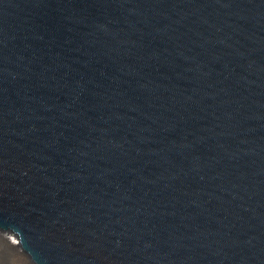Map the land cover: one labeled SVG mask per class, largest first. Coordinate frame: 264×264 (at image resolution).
<instances>
[{"label": "water", "instance_id": "water-1", "mask_svg": "<svg viewBox=\"0 0 264 264\" xmlns=\"http://www.w3.org/2000/svg\"><path fill=\"white\" fill-rule=\"evenodd\" d=\"M1 241L264 264V0H0Z\"/></svg>", "mask_w": 264, "mask_h": 264}, {"label": "rangeland", "instance_id": "rangeland-1", "mask_svg": "<svg viewBox=\"0 0 264 264\" xmlns=\"http://www.w3.org/2000/svg\"><path fill=\"white\" fill-rule=\"evenodd\" d=\"M0 259L7 262V264H25L24 262H20L16 257L11 256L9 252L4 248V242H0Z\"/></svg>", "mask_w": 264, "mask_h": 264}, {"label": "built area", "instance_id": "built-area-1", "mask_svg": "<svg viewBox=\"0 0 264 264\" xmlns=\"http://www.w3.org/2000/svg\"><path fill=\"white\" fill-rule=\"evenodd\" d=\"M12 239V238H11ZM13 242H16V240L12 239Z\"/></svg>", "mask_w": 264, "mask_h": 264}]
</instances>
